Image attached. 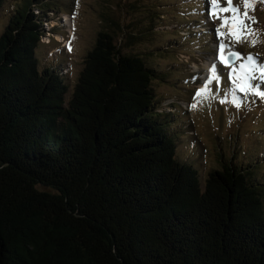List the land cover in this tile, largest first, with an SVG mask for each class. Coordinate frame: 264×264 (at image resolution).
I'll list each match as a JSON object with an SVG mask.
<instances>
[{
  "label": "trees",
  "instance_id": "trees-1",
  "mask_svg": "<svg viewBox=\"0 0 264 264\" xmlns=\"http://www.w3.org/2000/svg\"><path fill=\"white\" fill-rule=\"evenodd\" d=\"M51 3H16L0 30V264H264L259 162L180 157L165 77L111 32L71 87L41 66Z\"/></svg>",
  "mask_w": 264,
  "mask_h": 264
},
{
  "label": "rangeland",
  "instance_id": "rangeland-1",
  "mask_svg": "<svg viewBox=\"0 0 264 264\" xmlns=\"http://www.w3.org/2000/svg\"><path fill=\"white\" fill-rule=\"evenodd\" d=\"M21 1L6 0L0 11V30ZM49 1L52 3L43 8L44 35L36 50L41 66L57 65L71 87L98 33L111 32L122 54L142 57L146 66L164 75L165 79L159 78L152 85L167 106L165 112L173 114L174 131L187 130L179 135L180 157L197 161L202 174L220 168L225 156L242 163L257 161L256 177L264 181V99L237 90L241 107L234 106L231 95L221 102L233 87L229 73L235 79L249 54L264 66V0H254V6L247 8L255 23L243 15L244 0H232L246 25L239 33V42L226 28L221 29L225 35L217 36L221 18L210 15L211 0ZM218 4L227 7V0H218ZM38 11L37 7L32 10L34 14ZM231 15L219 13V17ZM150 18L151 24L147 23ZM118 27H125L131 37L120 40ZM220 43L226 46L225 56L238 51L241 57L225 66L218 59ZM214 63L220 80L214 79L206 92L196 96ZM252 83L260 84V80ZM261 88L264 90V84ZM181 113H185L184 118ZM187 138L192 140L185 141Z\"/></svg>",
  "mask_w": 264,
  "mask_h": 264
},
{
  "label": "snow or ice",
  "instance_id": "snow-or-ice-1",
  "mask_svg": "<svg viewBox=\"0 0 264 264\" xmlns=\"http://www.w3.org/2000/svg\"><path fill=\"white\" fill-rule=\"evenodd\" d=\"M244 3H245V12L243 13V15L248 19H252L253 23H255L254 19L248 17L247 14V8L254 6V0H244ZM211 4L213 8L210 15H212L214 18H221V25L216 30L217 36L219 37L225 35V33L221 31V29L226 28L228 30V33L234 36L236 40L239 42L240 41L239 33L242 32L243 28L246 27L243 21L240 20L239 9L233 6L232 0H227V7L223 5H219L218 0H211ZM220 12L223 13L231 12L232 15L231 17L228 16L219 17ZM249 34L251 35L252 33ZM252 43L254 44L255 40H253ZM225 47L226 46L224 43L219 44L220 54L218 56V59L220 62L224 63L225 66H228L230 61L224 55ZM228 55L235 57L241 56V54L234 53L231 51H229ZM209 72H210L209 79L205 82V85L201 89L197 90L196 96H200L202 92H206L208 90L209 84L214 79L217 81L220 80V77L217 74V66L215 63L209 69ZM229 78L230 81H232L233 83V87L230 88L225 93V99L221 101L222 103L226 102L227 97L231 95L232 96L231 102L234 104V106L237 108L241 107L242 101L236 95L237 90H239L241 93H244L245 95L252 94L255 96H259L261 99H264V90H262L261 88V84H264V66L259 65L256 58L252 54H249L248 57L244 60V62L240 64L239 74L235 77V79H233L232 72L229 73ZM257 79L260 80V84L252 83V81Z\"/></svg>",
  "mask_w": 264,
  "mask_h": 264
},
{
  "label": "water",
  "instance_id": "water-1",
  "mask_svg": "<svg viewBox=\"0 0 264 264\" xmlns=\"http://www.w3.org/2000/svg\"><path fill=\"white\" fill-rule=\"evenodd\" d=\"M234 53H239V52H234ZM237 58L238 57H235V56H230V55L227 56V59L230 61V63H233Z\"/></svg>",
  "mask_w": 264,
  "mask_h": 264
},
{
  "label": "bare ground",
  "instance_id": "bare-ground-1",
  "mask_svg": "<svg viewBox=\"0 0 264 264\" xmlns=\"http://www.w3.org/2000/svg\"><path fill=\"white\" fill-rule=\"evenodd\" d=\"M58 36V35H57ZM57 40H59V39H57Z\"/></svg>",
  "mask_w": 264,
  "mask_h": 264
}]
</instances>
